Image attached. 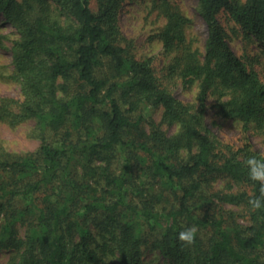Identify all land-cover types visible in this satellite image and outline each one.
<instances>
[{
  "label": "trees",
  "instance_id": "trees-1",
  "mask_svg": "<svg viewBox=\"0 0 264 264\" xmlns=\"http://www.w3.org/2000/svg\"><path fill=\"white\" fill-rule=\"evenodd\" d=\"M125 1L0 0L14 27H0L12 53L11 65L0 58V81L19 87L0 96V124L28 123L38 141L15 150L0 139V264H264V208L248 203L261 184L244 163L264 153L235 148L205 122L212 98L264 140V76L222 24L264 47V0H197L203 51L186 37L191 19L154 2L167 75L195 88L191 101L151 56L135 55L120 26ZM193 225L195 243L183 246L178 234Z\"/></svg>",
  "mask_w": 264,
  "mask_h": 264
},
{
  "label": "rangeland",
  "instance_id": "rangeland-1",
  "mask_svg": "<svg viewBox=\"0 0 264 264\" xmlns=\"http://www.w3.org/2000/svg\"><path fill=\"white\" fill-rule=\"evenodd\" d=\"M156 0H126L122 7L120 16V26L124 35L133 41L135 55L139 58L151 56L156 74L167 81V85L173 94L184 101L193 99L195 88H185L181 82L175 80V77L168 76L167 65L171 57H166L161 51V41L157 36L160 28L165 22L161 7L154 6ZM159 2V0H157ZM175 10L181 11L191 19L186 26L185 33L189 41L194 46L204 50L207 37V25L197 11V0H169ZM222 24L227 32V39L236 52L243 56L247 68L255 70L260 76H264V47L259 45H245L241 38L240 31H233L232 24L222 19ZM0 27L4 32L14 30L12 24L5 22L0 16ZM0 58L3 63L11 65L12 53L9 48H0ZM19 87L13 82L0 81V96H18ZM212 98H209L206 110L205 122L211 131L221 140L231 143L235 148H240L249 144L252 149L264 153L263 136L251 130H245L242 122L223 117L212 104ZM159 118V114L156 116ZM28 123L10 128L5 124H0V139L4 140V145L15 150H31L38 145V141L26 136ZM171 131L172 128H166ZM158 262L162 257L158 253ZM156 258V257H155ZM3 263V262H2ZM115 264H117L115 262Z\"/></svg>",
  "mask_w": 264,
  "mask_h": 264
},
{
  "label": "clouds",
  "instance_id": "clouds-1",
  "mask_svg": "<svg viewBox=\"0 0 264 264\" xmlns=\"http://www.w3.org/2000/svg\"><path fill=\"white\" fill-rule=\"evenodd\" d=\"M244 163L248 169L249 179L261 184L260 196L253 195L248 201L253 211L260 210L264 208V158L252 156L248 157ZM197 231L198 229L194 225L185 227L179 232L178 240L182 242L183 246H190L195 243Z\"/></svg>",
  "mask_w": 264,
  "mask_h": 264
}]
</instances>
